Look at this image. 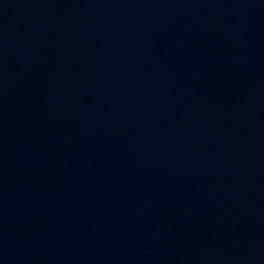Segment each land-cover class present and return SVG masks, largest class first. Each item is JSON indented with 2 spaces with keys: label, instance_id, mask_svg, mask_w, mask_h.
<instances>
[{
  "label": "water",
  "instance_id": "obj_1",
  "mask_svg": "<svg viewBox=\"0 0 264 264\" xmlns=\"http://www.w3.org/2000/svg\"><path fill=\"white\" fill-rule=\"evenodd\" d=\"M0 264H264V0H0Z\"/></svg>",
  "mask_w": 264,
  "mask_h": 264
}]
</instances>
